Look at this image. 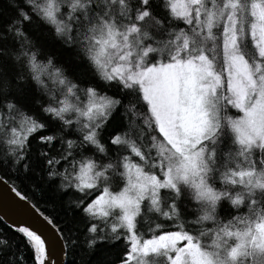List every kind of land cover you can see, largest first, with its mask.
Segmentation results:
<instances>
[{
    "label": "snow or ice",
    "instance_id": "1",
    "mask_svg": "<svg viewBox=\"0 0 264 264\" xmlns=\"http://www.w3.org/2000/svg\"><path fill=\"white\" fill-rule=\"evenodd\" d=\"M0 184L70 264H264V0H0Z\"/></svg>",
    "mask_w": 264,
    "mask_h": 264
},
{
    "label": "water",
    "instance_id": "2",
    "mask_svg": "<svg viewBox=\"0 0 264 264\" xmlns=\"http://www.w3.org/2000/svg\"><path fill=\"white\" fill-rule=\"evenodd\" d=\"M0 215L10 220L23 221L37 228L46 238L57 239L58 242L50 249L48 264H66L67 246L58 239L59 234L54 235L55 230L43 222L31 203L19 200L4 184H0Z\"/></svg>",
    "mask_w": 264,
    "mask_h": 264
},
{
    "label": "trees",
    "instance_id": "3",
    "mask_svg": "<svg viewBox=\"0 0 264 264\" xmlns=\"http://www.w3.org/2000/svg\"><path fill=\"white\" fill-rule=\"evenodd\" d=\"M50 51L56 57L57 62L63 64L65 68L68 69L69 75H74L76 78H85L83 76V68L80 65L79 60L76 58L75 53L62 48L60 45L52 43L50 47ZM22 192L31 196V193L27 191V189H22ZM41 208L48 207L51 208V205L40 204ZM145 238H147L146 230H144ZM73 257L71 255L70 246H67V262L66 264H70ZM78 259V258H77Z\"/></svg>",
    "mask_w": 264,
    "mask_h": 264
}]
</instances>
